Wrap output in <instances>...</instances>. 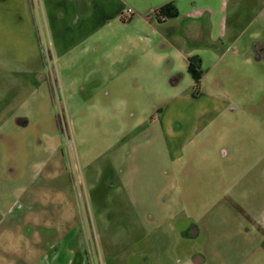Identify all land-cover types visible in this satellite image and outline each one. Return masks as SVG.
<instances>
[{
    "label": "rangeland",
    "instance_id": "rangeland-1",
    "mask_svg": "<svg viewBox=\"0 0 264 264\" xmlns=\"http://www.w3.org/2000/svg\"><path fill=\"white\" fill-rule=\"evenodd\" d=\"M231 51L198 88L167 48L116 90L0 0V264H264V59Z\"/></svg>",
    "mask_w": 264,
    "mask_h": 264
},
{
    "label": "crops",
    "instance_id": "crops-1",
    "mask_svg": "<svg viewBox=\"0 0 264 264\" xmlns=\"http://www.w3.org/2000/svg\"><path fill=\"white\" fill-rule=\"evenodd\" d=\"M39 1L53 52L105 61L108 65L100 74L111 75L116 90L129 85L137 59L154 56L158 61L167 48L186 63L198 59L200 75L231 50L245 62L259 64L264 59L259 30L264 4L259 7V0ZM167 4L175 7V16L158 13ZM140 69L145 72V67ZM259 235L264 250V209L259 213Z\"/></svg>",
    "mask_w": 264,
    "mask_h": 264
},
{
    "label": "trees",
    "instance_id": "trees-1",
    "mask_svg": "<svg viewBox=\"0 0 264 264\" xmlns=\"http://www.w3.org/2000/svg\"><path fill=\"white\" fill-rule=\"evenodd\" d=\"M159 14H163L165 17H173L176 15L175 7L172 4H167L158 9ZM188 72L194 82V86L198 88L201 75L199 71V61L198 59L191 58L188 65Z\"/></svg>",
    "mask_w": 264,
    "mask_h": 264
},
{
    "label": "flooded vegetation",
    "instance_id": "flooded-vegetation-1",
    "mask_svg": "<svg viewBox=\"0 0 264 264\" xmlns=\"http://www.w3.org/2000/svg\"><path fill=\"white\" fill-rule=\"evenodd\" d=\"M257 226H258V228H259V223H257ZM192 261L194 262V263H201V261H202V259L200 258V259H198V258H195L194 259V257L192 258Z\"/></svg>",
    "mask_w": 264,
    "mask_h": 264
},
{
    "label": "built area",
    "instance_id": "built-area-1",
    "mask_svg": "<svg viewBox=\"0 0 264 264\" xmlns=\"http://www.w3.org/2000/svg\"><path fill=\"white\" fill-rule=\"evenodd\" d=\"M128 11H130V10H128Z\"/></svg>",
    "mask_w": 264,
    "mask_h": 264
}]
</instances>
